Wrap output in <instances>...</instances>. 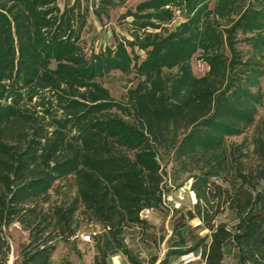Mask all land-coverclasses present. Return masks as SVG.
<instances>
[{
	"label": "trees",
	"instance_id": "1",
	"mask_svg": "<svg viewBox=\"0 0 264 264\" xmlns=\"http://www.w3.org/2000/svg\"><path fill=\"white\" fill-rule=\"evenodd\" d=\"M127 1L0 0V264L11 224L28 232L18 264H51L53 241L76 237L82 221L113 245L95 264L118 253L130 264L190 254L199 259L188 264H223L232 253L264 264V0H144L119 16L130 39L87 55L89 15L108 19ZM112 72L134 73L125 102L100 82ZM251 128L254 167L247 139L228 143ZM162 161L188 174L196 202L172 208L163 259L137 261L122 234L163 209ZM64 180L72 197L49 205ZM223 214L231 221H216Z\"/></svg>",
	"mask_w": 264,
	"mask_h": 264
},
{
	"label": "rangeland",
	"instance_id": "2",
	"mask_svg": "<svg viewBox=\"0 0 264 264\" xmlns=\"http://www.w3.org/2000/svg\"><path fill=\"white\" fill-rule=\"evenodd\" d=\"M65 0H58L60 7L64 5ZM72 1V0H71ZM144 0H128L124 7L114 9L110 12L108 19L98 21L93 16L89 15L87 23L81 34V46L84 52L89 55L91 52L98 53L106 47L114 45L115 39L126 38L130 39L127 31L129 29V19L125 21L119 20V16L128 8H134L136 4ZM182 21V18L177 16L171 28L175 27ZM244 51L246 48H242ZM135 53L141 58L144 54L135 50ZM192 74L196 77H201L206 74L208 67L206 64L198 60V54L191 59ZM112 97L117 102H125L126 92L136 86L137 80L134 78V73L129 75H122L119 72H112L108 76L100 80ZM261 92L263 95L262 106L258 109L256 120L264 118V77L261 80ZM253 135V128L247 130L245 134L240 137H233L228 140V143L239 144L243 139H247V149L249 158L247 165L254 167L257 162L253 156L250 155L252 146L250 141ZM162 168L164 174V204L163 209L159 211L145 210L141 217L145 224L134 226L125 229L122 234L123 243L132 257L137 261L147 262L155 257L157 262L162 260L168 243L167 239L171 235L170 216L171 210L181 208L183 210L191 209L196 202L194 194L189 191L191 181H186L188 174L179 173L173 163H167ZM73 195V188L70 180L60 181L54 184L49 192V205L65 202ZM46 205L45 207H47ZM218 222L231 221L230 214H223L219 216ZM192 226L198 224L197 220L190 222ZM5 237L9 244V254L5 264H18L20 261L21 250L29 243L28 232L22 229L17 223H13L4 230ZM95 233L91 243H83L81 235ZM203 231L201 235L205 234ZM163 237V240L161 238ZM54 250L51 255V264H95L99 253H111L113 245L109 240L106 231L100 226L93 224H85L81 222V228L76 237L68 240H61L56 238L53 241ZM229 258V255L225 259ZM197 255L190 254L178 260H172L170 264H188L191 261H197ZM107 264H130L126 257L121 253L109 256L106 259Z\"/></svg>",
	"mask_w": 264,
	"mask_h": 264
},
{
	"label": "crops",
	"instance_id": "3",
	"mask_svg": "<svg viewBox=\"0 0 264 264\" xmlns=\"http://www.w3.org/2000/svg\"><path fill=\"white\" fill-rule=\"evenodd\" d=\"M229 255V258L225 259V257ZM223 264H236V260L234 258V253L226 254L223 259Z\"/></svg>",
	"mask_w": 264,
	"mask_h": 264
},
{
	"label": "built area",
	"instance_id": "4",
	"mask_svg": "<svg viewBox=\"0 0 264 264\" xmlns=\"http://www.w3.org/2000/svg\"><path fill=\"white\" fill-rule=\"evenodd\" d=\"M95 235V233L92 234H86V235H81V241L83 243H91L93 240V236Z\"/></svg>",
	"mask_w": 264,
	"mask_h": 264
}]
</instances>
